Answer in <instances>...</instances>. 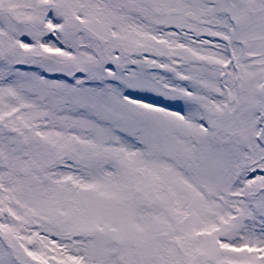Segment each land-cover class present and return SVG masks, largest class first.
Listing matches in <instances>:
<instances>
[{
    "label": "snow or ice",
    "instance_id": "snow-or-ice-1",
    "mask_svg": "<svg viewBox=\"0 0 264 264\" xmlns=\"http://www.w3.org/2000/svg\"><path fill=\"white\" fill-rule=\"evenodd\" d=\"M0 264H264V0H0Z\"/></svg>",
    "mask_w": 264,
    "mask_h": 264
}]
</instances>
